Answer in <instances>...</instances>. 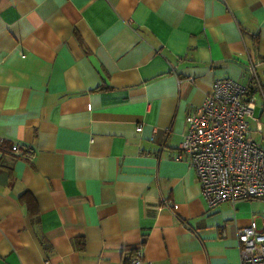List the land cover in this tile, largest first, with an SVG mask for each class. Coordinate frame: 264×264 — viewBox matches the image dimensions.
<instances>
[{
    "label": "crops",
    "instance_id": "crops-1",
    "mask_svg": "<svg viewBox=\"0 0 264 264\" xmlns=\"http://www.w3.org/2000/svg\"><path fill=\"white\" fill-rule=\"evenodd\" d=\"M218 78L264 148V0H0V264L240 262L264 198L209 207L177 158Z\"/></svg>",
    "mask_w": 264,
    "mask_h": 264
},
{
    "label": "built area",
    "instance_id": "built-area-1",
    "mask_svg": "<svg viewBox=\"0 0 264 264\" xmlns=\"http://www.w3.org/2000/svg\"><path fill=\"white\" fill-rule=\"evenodd\" d=\"M254 81L256 68L250 65ZM213 92L186 116L188 131L178 159H187L197 172L209 207L227 200L264 198V148L248 136L255 98L250 85L218 78ZM137 129L142 130L139 124ZM11 149L30 156L19 143ZM242 258L236 264H264V229L252 222L238 231ZM138 252L128 264H141Z\"/></svg>",
    "mask_w": 264,
    "mask_h": 264
},
{
    "label": "trees",
    "instance_id": "trees-1",
    "mask_svg": "<svg viewBox=\"0 0 264 264\" xmlns=\"http://www.w3.org/2000/svg\"><path fill=\"white\" fill-rule=\"evenodd\" d=\"M20 201L22 202V205L27 206L28 215L31 221L34 223V225H38L39 224V213H38V209L36 207L35 201L33 199V196H30L29 193H24L20 197ZM78 246L80 249L84 248V242L82 244L81 243L78 244Z\"/></svg>",
    "mask_w": 264,
    "mask_h": 264
}]
</instances>
